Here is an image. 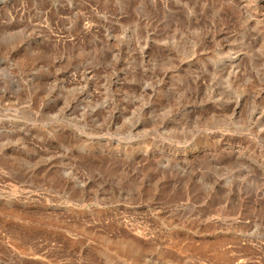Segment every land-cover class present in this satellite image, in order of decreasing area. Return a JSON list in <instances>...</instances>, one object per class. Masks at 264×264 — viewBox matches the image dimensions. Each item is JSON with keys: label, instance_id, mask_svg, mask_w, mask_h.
<instances>
[{"label": "rangeland", "instance_id": "1", "mask_svg": "<svg viewBox=\"0 0 264 264\" xmlns=\"http://www.w3.org/2000/svg\"><path fill=\"white\" fill-rule=\"evenodd\" d=\"M0 264H264V0H0Z\"/></svg>", "mask_w": 264, "mask_h": 264}]
</instances>
